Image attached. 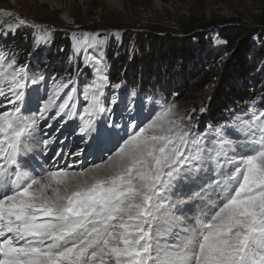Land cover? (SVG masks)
<instances>
[{
  "label": "snow or ice",
  "instance_id": "obj_1",
  "mask_svg": "<svg viewBox=\"0 0 264 264\" xmlns=\"http://www.w3.org/2000/svg\"><path fill=\"white\" fill-rule=\"evenodd\" d=\"M91 36L97 53L85 55L92 79L82 91L83 112L75 110L80 90L69 79L28 115L26 69L7 63V91L0 87V264H264V111L252 114L246 130L201 132L177 120L161 123L172 106L138 123L141 100L128 125L101 122L96 117L119 103L115 95L102 99L103 89L121 84H110L98 47L104 41ZM38 42L47 44L48 35ZM6 62L0 55V68ZM77 117L71 134L88 138L107 159L86 171L45 168L33 145L43 143L46 152L54 133L38 140V122L52 129L59 121L60 131ZM163 226L182 243L162 246Z\"/></svg>",
  "mask_w": 264,
  "mask_h": 264
},
{
  "label": "rangeland",
  "instance_id": "obj_2",
  "mask_svg": "<svg viewBox=\"0 0 264 264\" xmlns=\"http://www.w3.org/2000/svg\"><path fill=\"white\" fill-rule=\"evenodd\" d=\"M256 12H264V0H0V55L7 61L0 71L12 72L7 63L14 59L17 67H25L26 71L31 67L29 73L37 82L54 81L55 85L71 79L75 86L80 80L77 87L81 94L92 72L85 67L84 55L76 51L77 44L98 34L97 39L104 41L98 47L110 84H121L118 90L107 88L104 97L108 100L112 96L109 91L117 92L119 102L136 96L146 103L148 97H153L154 102L159 99L157 104L163 110L172 106L166 121L194 125V131L233 125L246 130L252 114L264 111V59L256 52L261 42L257 34L249 39L253 48L244 55L245 70L236 72L240 54L228 52L226 42L218 35L219 27L229 24L217 22L234 19L249 23ZM189 15L215 23L185 34L177 21ZM20 19L27 23L20 25ZM146 33L174 38L202 35L203 41H193L197 49L191 60L158 61L138 39ZM46 34L48 43L38 42ZM60 44L66 48L60 49ZM221 62H229V66H223L219 78H203L208 69ZM201 108L205 109L203 113ZM189 115L191 121L187 119ZM116 120L120 124V119ZM44 126L45 122L40 128ZM59 127L52 132L58 133ZM65 142L64 138L60 140L62 145ZM77 148L69 149L65 160Z\"/></svg>",
  "mask_w": 264,
  "mask_h": 264
},
{
  "label": "bare ground",
  "instance_id": "obj_3",
  "mask_svg": "<svg viewBox=\"0 0 264 264\" xmlns=\"http://www.w3.org/2000/svg\"><path fill=\"white\" fill-rule=\"evenodd\" d=\"M87 40V43H85V41ZM83 40L81 42H79L77 44V48L76 51L79 53L81 52L84 55V60H85V55L86 53L88 54H93L95 55L97 53V48L96 47H90L92 40L90 38ZM82 46V48H81ZM85 62H87L85 60ZM4 68V66L2 67ZM0 68V69H2ZM31 69V67L27 68V71H25V73H22L21 75L24 77L23 80L21 81L22 83H24L26 85V87L23 89V91L26 94V100L28 101L27 103V114L28 115H32V112H35L36 106H37V101L39 100V98L47 97V94L56 86L53 84V82L51 83H47V80H44L42 82H37L35 85L32 84L31 80L32 77L29 73V70ZM11 72H2L0 71V87H4L5 90L7 91V85H6V76L10 75ZM51 84V85H50ZM81 82L80 80L77 82V85H75L74 87L76 89H78L77 86H80ZM80 90V87H79ZM108 92V89L105 88L103 89V97L102 99L108 101L107 98L104 97L105 93ZM115 95L117 92L115 91H109V95ZM112 97V96H111ZM123 98V97H122ZM73 99H74V103H75V110H78L80 112H83V107H84V101H83V95L82 93L79 94L78 93H74L73 94ZM159 99L156 100V102L154 103H149L146 102L145 103V109H143V114L141 113V117L140 119L137 121L138 123H146L147 121H145L143 118L144 117H149L150 119L155 118V116L157 114L162 113L164 110L162 108H160L161 105H158L157 103ZM140 102L141 100L136 97V96H130L129 99H122L120 100V102L118 103V105L115 107V110L112 113H106L103 115V117L97 116L96 119L97 120H102L103 119H107L108 117L112 118V120H115V122H117L116 119H120V124H129V116L130 115H135L136 111L139 110L140 108ZM155 109L154 112H151V116H150V109ZM127 109H132L131 112H129ZM88 117L85 116V119H87ZM44 123V121H39L38 122V133H37V139L38 140H43V139H47L50 137L45 136V133H54V137L53 138V143L51 145L48 146L47 151L45 152L44 150V145L43 143H40L38 147H36L35 145H33L35 152H39L40 155L36 157L37 162L39 163H43L45 160H47V164H45V168H49L52 167L53 165L57 168H64L68 165H71L72 168L71 170L74 172H79L81 170H89L91 168H93L94 165H98L101 164L102 161L107 159L108 153H101L98 151H95L93 148L90 147L89 142H88V138H85L84 140H81V138L78 135H72L71 133L73 132V129L76 127V124L80 123L79 117H77L75 119V121H69L68 124H66L63 128H61V130L57 133L52 132L53 129L57 126H59V121L54 122V127L52 129L47 128L46 126H44L43 128H40L41 124ZM161 123H163L165 126H167V121H166V117L163 118V120L161 121ZM78 131V129H77ZM123 134V133H122ZM66 139V142L64 143V145H62L60 143L61 139ZM64 142V141H63ZM78 147L77 149H75V151L73 150L71 152V155L67 156L66 158V153L67 151L72 150V148L74 147ZM61 148H63L61 155L60 156H56L55 152H60ZM56 149V150H54ZM78 150H84L83 151V155L77 156L75 155V153ZM30 154H32V152H30ZM50 158V159H49ZM88 158V159H86ZM105 167H107V165H105ZM186 226H192V225H187V222H185ZM165 231L162 232L161 236L159 237L161 240V244L162 246H165L166 243H182V239H178L177 236L172 235L171 233H169L166 229L168 226H163ZM174 231L176 233H180L181 229L179 227L175 228Z\"/></svg>",
  "mask_w": 264,
  "mask_h": 264
},
{
  "label": "trees",
  "instance_id": "obj_4",
  "mask_svg": "<svg viewBox=\"0 0 264 264\" xmlns=\"http://www.w3.org/2000/svg\"><path fill=\"white\" fill-rule=\"evenodd\" d=\"M215 23L213 20H209L202 16H185L181 17L177 24L179 29L185 34H190L195 28L205 29L210 24ZM218 25L229 24L223 27H219L218 35L226 42V50L230 53L240 54L237 66L234 71L242 72L245 70V53H248L249 48L253 44L250 43V38L257 34L258 40L261 42V46L256 51L260 55L261 59H264V12H256L250 18L249 23H243V21H234V19L219 20ZM234 23V24H233ZM143 42V47L148 54L154 55V58L158 61L166 60H191L194 57L195 50L193 41H203L202 35H196L191 38H174L169 35H157L155 33H146L138 37ZM252 44V45H251ZM60 49L66 48V45H57ZM251 48V49H252ZM250 52V50H249ZM224 64V65H223ZM229 66L228 63L221 62L219 65H215L213 68L208 69L205 72L203 78H219L221 76L224 67ZM223 67V68H222ZM255 69V67L253 68ZM253 69L251 71H253ZM142 73V67H139V75ZM146 75V73L144 74ZM140 81V79H139ZM192 90H195L193 87ZM194 91H192L193 93ZM221 102V101H220Z\"/></svg>",
  "mask_w": 264,
  "mask_h": 264
}]
</instances>
